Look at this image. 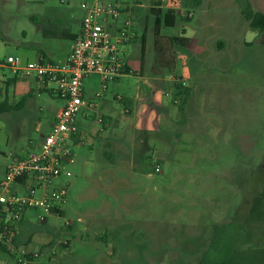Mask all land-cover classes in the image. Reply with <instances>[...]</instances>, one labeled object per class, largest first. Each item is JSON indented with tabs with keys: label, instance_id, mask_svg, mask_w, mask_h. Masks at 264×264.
I'll return each mask as SVG.
<instances>
[{
	"label": "rangeland",
	"instance_id": "1",
	"mask_svg": "<svg viewBox=\"0 0 264 264\" xmlns=\"http://www.w3.org/2000/svg\"><path fill=\"white\" fill-rule=\"evenodd\" d=\"M19 1L12 0L0 15V65H4L0 76L6 79L13 77L7 63L10 56L25 67L39 49L38 24L32 15L43 13V9L38 3L20 5ZM55 2L60 6L59 0ZM246 2L250 9L264 12V0ZM245 11L240 8L232 18H224L228 21L224 30L231 28L237 40L225 41L216 62L202 58L203 64L219 68L213 75L220 85L213 89L220 100L212 102L213 89L208 88L209 116L203 117L194 92L193 104L187 105L184 136L174 129L164 139L171 145L169 154L153 147L156 140L148 131H144L143 143L139 142L142 134L138 135L139 146L131 157H143L142 165L139 169L133 162L123 177L136 170L152 176L142 178L138 195L117 187L120 200L110 204V217L98 180L106 162L102 151L107 143L112 145L106 137L115 125L97 119L80 122L81 142L74 147L76 162L70 168L73 176L55 182L56 186L68 183L64 214L27 212L30 223L24 239L31 240L33 250H41L52 238L57 250L53 255V247L49 248L37 264H48L51 259L53 264H210V259L264 264V204L253 209L255 200L264 197V33L251 29ZM198 19L196 16L187 25L188 30L195 29ZM171 33L182 36L179 28ZM175 66L180 68L181 60L176 59ZM98 78L87 79L86 87H97ZM19 79L29 89L35 83L34 75L26 71ZM21 97L18 94L17 101ZM37 99L29 103L28 110L33 113L23 120L21 113L12 115L18 117L14 121L0 116V180L13 159L37 151L41 137L55 122L56 111L63 106L60 99L47 93ZM112 105L122 116L119 104ZM34 107H40L35 111L39 121L31 118ZM39 216L47 218L46 224ZM67 221L72 225H66ZM65 239L69 240L67 247L62 243ZM0 264H14L1 246Z\"/></svg>",
	"mask_w": 264,
	"mask_h": 264
},
{
	"label": "crops",
	"instance_id": "2",
	"mask_svg": "<svg viewBox=\"0 0 264 264\" xmlns=\"http://www.w3.org/2000/svg\"><path fill=\"white\" fill-rule=\"evenodd\" d=\"M11 1L0 0L1 16H3L1 12H4ZM110 1L126 7L121 21L128 18L133 21V37L122 47L124 62L130 73L124 74L110 86L98 109L105 125H115L114 130L106 137L112 145L107 143L104 146L102 152L106 162L98 180V185L101 186L105 194L104 205L106 203L108 217L111 215L110 204L120 200V194L118 191L116 193L117 187H123L122 191L132 189L138 195L143 186L142 178L146 179V177L152 176L151 173L144 176L136 170L128 174V178L123 177L126 170L132 169L133 162L139 169L142 165L143 157L137 159L131 157V153L136 152L139 142L143 143L146 138L144 131H148L149 136L155 138L153 147L169 154L172 148L164 139L171 135L174 129L184 136L183 128L186 126L188 118L185 116L188 113L186 112L187 105L193 104V100H195L193 96L198 93V104L202 108L199 113L203 117L209 116L206 109L208 99H210L209 94L213 95L212 102L217 103L220 100V95L214 91L220 83L216 79L214 80L215 75H213L219 68L215 64H203L202 58L208 57L212 62L217 61V58L221 56L224 44L226 46L225 41L228 38L230 41L237 40L232 36L231 33L234 32L231 31V28L228 27L227 30H224L228 22L224 18L228 15V18H232L235 11L240 8L242 10L250 8V4L246 0ZM19 2L20 5L38 3V7L43 9V13L32 15L38 24L36 31L40 40L39 49L33 61L43 57L55 63L66 62L74 42L82 30L85 18V12L81 7L83 1L59 0L60 6L55 0H20ZM196 16L199 19L195 29H189V31L187 25ZM182 23L185 25L181 26ZM233 24L235 23L233 22ZM173 28H179L182 36L173 35L171 33ZM175 37H184L189 40L184 52L173 47L172 39ZM157 51L160 53L162 65L157 63ZM175 53L177 56L174 55ZM173 57L181 60L180 68L175 66L173 70L165 69L163 66L172 64ZM29 62L32 61H27V63ZM0 67L4 68V65H0ZM11 70L12 78L6 79L4 76H0V104H4L0 116L14 121L18 117L12 115L21 113L23 120L33 113L28 110L29 103L38 101L37 97H41V94L47 93L56 97L50 91L40 89L35 78L32 88H27L24 81L19 79L22 75H15L12 67ZM85 82L86 98L91 99L99 90L100 79L97 87L90 86L88 88ZM180 88L191 90V97L185 100ZM208 88L214 89L209 93L210 89ZM18 94H22L20 101L16 99ZM118 96L122 98L121 101L117 99ZM112 102L119 104L122 116H119ZM18 105L20 107L15 109ZM39 110L40 107H34V114H31L32 119L40 120V117L35 114V111ZM81 120V123L92 121L84 117H81ZM139 134H142L140 141ZM45 136L41 137L37 150L40 149V144ZM103 137L101 136V138ZM79 138L81 139V132ZM90 211L94 216V209H90ZM29 223L26 212L18 224L15 244L34 252H41L43 255L45 251L53 247V239L50 238L41 250H33L31 240L24 239V230L29 227ZM54 248L51 249L52 252Z\"/></svg>",
	"mask_w": 264,
	"mask_h": 264
},
{
	"label": "built area",
	"instance_id": "3",
	"mask_svg": "<svg viewBox=\"0 0 264 264\" xmlns=\"http://www.w3.org/2000/svg\"><path fill=\"white\" fill-rule=\"evenodd\" d=\"M81 7L85 11L82 30L66 62L39 57L22 67L19 59L8 58L15 75L24 71L33 74L40 89L50 91L63 103L40 149L13 159L0 181V243L9 249L14 264H37L40 260L41 252L16 246L18 224L28 211L56 216L63 212L69 202L68 183L56 186L55 182L73 176L70 168L76 162L74 147L81 142L80 119L104 124L98 113L100 103L110 86L126 74L122 47L133 37V21H121L126 7L110 0H87ZM91 76L99 77L100 87L88 99L84 82ZM117 99L122 100L120 96ZM39 221L47 222V218L39 216ZM62 243L67 247L69 240ZM48 264H53V259Z\"/></svg>",
	"mask_w": 264,
	"mask_h": 264
},
{
	"label": "trees",
	"instance_id": "4",
	"mask_svg": "<svg viewBox=\"0 0 264 264\" xmlns=\"http://www.w3.org/2000/svg\"><path fill=\"white\" fill-rule=\"evenodd\" d=\"M244 16H245V19L250 24L251 29L257 30L261 33H264V13L263 12H257V11H254L253 9L248 8L245 11ZM188 41L189 40L187 38H184V37H175L172 39V45L175 48H178V47L186 48L188 45ZM157 53H158L157 63L162 65V63L160 62V59H161L160 53L158 51H157ZM174 55L177 56L176 53ZM175 63H176V57H173L172 64H169L168 66H163V67H165V69H168V70H173L175 68ZM125 72H126V74H128V73H130V70L128 68H125ZM180 90H181V94L187 93L188 94L187 96L188 97L190 96V93H191L190 90L185 89V88H180ZM184 99L186 100V98H184ZM3 106H4V104H0V113L2 112ZM19 107H20V105L16 106L15 109L19 108ZM263 200H264V197L262 194L255 200V204H254L253 209L254 210L260 209L258 205L264 204ZM60 214L62 215L63 212H60ZM42 224H46V222H43ZM0 246L3 248V250L5 252L10 254V251L3 244L0 243ZM211 260L212 259L209 260L210 264H227V261H222V262L217 263L216 261L212 262Z\"/></svg>",
	"mask_w": 264,
	"mask_h": 264
}]
</instances>
